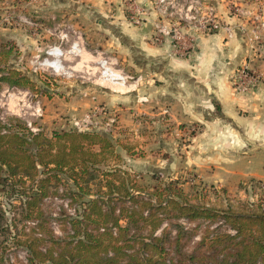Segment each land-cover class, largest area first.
Wrapping results in <instances>:
<instances>
[{
  "label": "rangeland",
  "instance_id": "obj_1",
  "mask_svg": "<svg viewBox=\"0 0 264 264\" xmlns=\"http://www.w3.org/2000/svg\"><path fill=\"white\" fill-rule=\"evenodd\" d=\"M217 1L0 0V75L18 70L29 80L17 88L0 80V124L13 129L23 125L29 131L26 122L30 121L42 132L38 138L42 143L53 133L72 129L71 118L96 104L105 106L114 118L107 131H98L106 135L109 146L97 156V163H89L78 183L67 178V172L47 174L41 167L36 176L18 180L4 168L0 264H58L70 251L77 260L74 244L83 239L82 231L100 234L91 220L81 219L84 201L90 198L106 199L97 205L107 210L108 219H98L96 210L86 208L96 223H109L119 214L118 224H127L128 232L118 231L113 241L122 246L128 239L129 251L138 258H142L139 242L149 233L164 237L165 264H179L178 258L195 251L207 231L234 234L220 216L188 219L167 217L163 212L153 228L155 219L147 217L145 210L157 204L158 193L169 183L191 203L215 209L253 205L264 193V171L252 170L247 154L236 151V145L223 148L204 134L203 123L178 121L167 105L141 91L143 84L161 82L152 70L140 65L141 36L155 44L172 40L175 57H184L183 49L195 43L192 34L207 33L202 27L206 19L213 17L222 25L213 9ZM50 49L52 54H48ZM55 59L62 67L49 64ZM108 96L112 101H105ZM37 106L41 116L31 114ZM214 112L219 113L218 109ZM13 146L10 142L9 148ZM89 147L94 152L98 148ZM49 158L41 152L40 160ZM12 162H18L17 158ZM114 168L125 179V190L105 186L106 178L119 183L117 175L105 176ZM99 242L97 249L107 244V236L100 234ZM155 248L148 249L150 255L158 251ZM108 252L100 250L99 254L108 257ZM82 255L94 264L91 252ZM121 262L126 259L122 257Z\"/></svg>",
  "mask_w": 264,
  "mask_h": 264
},
{
  "label": "trees",
  "instance_id": "obj_2",
  "mask_svg": "<svg viewBox=\"0 0 264 264\" xmlns=\"http://www.w3.org/2000/svg\"><path fill=\"white\" fill-rule=\"evenodd\" d=\"M0 80L7 82L10 86L25 87L29 81L28 77L19 72L18 70H9L6 73L0 75ZM20 128H14L13 126H5L0 124V180L2 179V172L6 169L10 177L16 176L18 180H22L24 177H34L40 171L39 167L44 168L45 173L51 171L67 172L69 175L66 177L72 180L74 183H78L77 179L83 176V173L87 172L89 163H95L97 156L103 153L109 141L106 135L94 131V130H74L68 129L60 133H53L52 138L43 139L42 143L38 141V138L42 136V132L32 133L20 125ZM4 130V131H2ZM10 142L15 145L17 154L12 151L15 150L13 146L9 148ZM97 145L95 152L89 147ZM15 150V151H16ZM20 157L26 162L19 161ZM41 152L46 153L49 158L47 161L40 160ZM48 154L50 156H48ZM17 158L18 162L13 163L12 159ZM96 162V163H97ZM117 169H111L106 174V177H111L116 174ZM119 172H121L119 170ZM120 178L118 184L114 180L105 179V186L108 188L116 187L119 189H126L128 186L125 184V179L122 176L117 175ZM46 178L40 179V182L46 180ZM3 177V180H6ZM113 189L110 192L113 193ZM264 191V190H263ZM126 192V191H124ZM128 193V192H127ZM114 194V193H113ZM81 195V194H80ZM131 195V193H129ZM130 197V196H127ZM156 197V196H155ZM158 197V198H157ZM157 204L151 205L150 208L145 209L148 212L149 218L152 220L153 228H156V221H160L157 218L159 213L165 212L167 217H186L188 219H195L199 217H205L208 219H214L221 217L224 221L230 223V227L233 229L234 234H221L206 232V234L200 236V240L196 243L195 251L189 254H183L178 258L179 264H264V193L261 194L260 200L257 203L250 205L243 204L236 208H206L199 204H193L187 200L182 191L176 188L171 183L166 184L164 188L158 193ZM161 199V200H160ZM103 198H90L84 201V210L81 214V219L91 220L94 226L100 231V234L107 236L108 242L102 245L100 249H97V245H100V234L92 235L86 231H82V238H79L75 245L76 259L73 251H70V256L62 255V259L58 261V264H88L84 259L82 252H91L92 261L94 264H165L163 259V243L164 237H153L151 233L147 236H143L140 240L141 257H136L135 253H131L130 242L128 239H124V244L118 246L116 244V234L121 232L125 235L128 232L127 224L121 226L118 224L119 214L111 217V222H98L94 219L91 212H86L87 206L92 210H96L98 219H108V212L101 210L97 202H104ZM152 208V210H151ZM88 209V208H87ZM115 210L113 208L112 212ZM146 212V213H147ZM135 213L134 211L132 212ZM131 213V214H132ZM112 216V214H110ZM93 218V219H91ZM147 219V218H145ZM129 220V217H128ZM179 229V228H178ZM119 234V233H118ZM162 234V232H161ZM81 237V236H80ZM178 237V230L177 236ZM115 240V241H113ZM110 246L109 248H107ZM156 247L158 250L154 255H150L148 249L150 247ZM124 248V249H123ZM97 249V250H96ZM111 249L112 252H108ZM100 250L108 252V257L100 256ZM125 258L126 262H121V258ZM72 261V263H70ZM172 263V262H171ZM170 263V264H171Z\"/></svg>",
  "mask_w": 264,
  "mask_h": 264
},
{
  "label": "crops",
  "instance_id": "obj_3",
  "mask_svg": "<svg viewBox=\"0 0 264 264\" xmlns=\"http://www.w3.org/2000/svg\"><path fill=\"white\" fill-rule=\"evenodd\" d=\"M213 9L220 29L193 33L195 43L184 57H175L172 40L155 44L141 36L140 65L161 80L141 91L167 105L178 121L203 123L207 137L223 148L236 145L252 170L264 171V0H219ZM243 62L263 80L235 92L230 77Z\"/></svg>",
  "mask_w": 264,
  "mask_h": 264
},
{
  "label": "built area",
  "instance_id": "obj_4",
  "mask_svg": "<svg viewBox=\"0 0 264 264\" xmlns=\"http://www.w3.org/2000/svg\"><path fill=\"white\" fill-rule=\"evenodd\" d=\"M202 27L207 33H211L220 29L221 25L212 17L209 18V20L206 19L205 22L202 23ZM183 46L186 45L184 44ZM191 48H187L186 46V48L183 49L184 53L188 52ZM52 49L48 51V54H52ZM262 80L263 77L259 72L252 69L248 62H243L230 77V84L235 92H246L257 86ZM12 88H17V86H13ZM17 91L19 94L22 92V90ZM40 110V107L37 106L33 108V112H31V114L41 116ZM113 122L114 118L106 111L105 106H102L101 104L94 105L90 110L84 112L81 116L73 117L70 120L71 127L74 130L94 131H107L112 126ZM26 125L32 133H37L39 131L38 128L30 125V121H27Z\"/></svg>",
  "mask_w": 264,
  "mask_h": 264
},
{
  "label": "bare ground",
  "instance_id": "obj_5",
  "mask_svg": "<svg viewBox=\"0 0 264 264\" xmlns=\"http://www.w3.org/2000/svg\"><path fill=\"white\" fill-rule=\"evenodd\" d=\"M52 53H54L56 56L59 55L58 51L55 50V49L52 50ZM49 64L53 65V66L55 67V69H57V68H59V67H62V65L58 62L57 59H55V60L49 62ZM112 79H113V78H112Z\"/></svg>",
  "mask_w": 264,
  "mask_h": 264
}]
</instances>
